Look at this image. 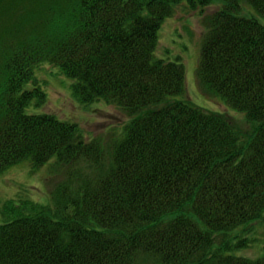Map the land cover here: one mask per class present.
Returning <instances> with one entry per match:
<instances>
[{"label": "trees", "instance_id": "trees-1", "mask_svg": "<svg viewBox=\"0 0 264 264\" xmlns=\"http://www.w3.org/2000/svg\"><path fill=\"white\" fill-rule=\"evenodd\" d=\"M183 1L0 0V174L53 158L69 171L49 204L5 205L0 264H264V252L224 254L229 232L264 220V0H185L194 11L219 4L205 18L198 77L245 114V137L226 115L176 99L187 92L182 58L155 56ZM44 64L73 80L83 104L128 114L108 164L76 123L27 112L33 98L46 102Z\"/></svg>", "mask_w": 264, "mask_h": 264}, {"label": "rangeland", "instance_id": "rangeland-1", "mask_svg": "<svg viewBox=\"0 0 264 264\" xmlns=\"http://www.w3.org/2000/svg\"><path fill=\"white\" fill-rule=\"evenodd\" d=\"M248 7L250 8L246 5L244 11L250 12ZM218 10L219 4H212L203 10L199 8L194 11L184 0L176 7V14L163 22L159 30V44L155 56L172 61L178 60L179 56L182 58L181 62L186 69V100L183 96H176V99L190 102L209 112L226 115L245 137V134L252 130V125L248 123L245 114L227 105L221 96L208 92L200 84L198 77V64L207 33L205 18ZM242 14L253 16V13ZM36 76L47 94V99L41 103L38 98H33L27 112L50 113L60 120L76 123L86 140L101 141L105 147L108 164L115 142L121 137L129 121L128 114L105 102L92 104L80 102L73 95V80L63 75L58 67L44 64L37 70ZM32 87V84L25 86L28 89ZM55 161L53 158L34 173L31 172L29 163L25 162L0 174V215L5 205L15 199L18 201L15 202V206L20 207L21 213L24 214L29 213L25 208L29 204H49L57 184L69 176V171L57 167ZM74 166L76 173L82 176L84 171L89 170L84 162H78ZM91 174L86 172L84 177ZM4 220L0 217V224ZM240 242L243 244L238 246ZM225 244L231 247L224 249V254L250 259L261 257L264 252V220L243 225L229 232ZM220 246L221 243L217 241L213 249H219Z\"/></svg>", "mask_w": 264, "mask_h": 264}]
</instances>
